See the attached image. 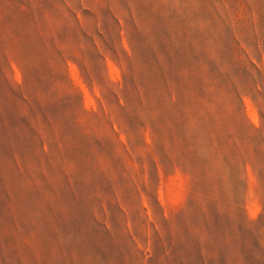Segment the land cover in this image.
<instances>
[{
  "label": "rangeland",
  "instance_id": "rangeland-1",
  "mask_svg": "<svg viewBox=\"0 0 264 264\" xmlns=\"http://www.w3.org/2000/svg\"><path fill=\"white\" fill-rule=\"evenodd\" d=\"M0 264H264V0H0Z\"/></svg>",
  "mask_w": 264,
  "mask_h": 264
}]
</instances>
